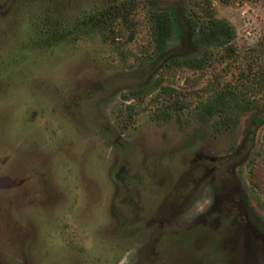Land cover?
<instances>
[{
	"label": "rangeland",
	"instance_id": "1",
	"mask_svg": "<svg viewBox=\"0 0 264 264\" xmlns=\"http://www.w3.org/2000/svg\"><path fill=\"white\" fill-rule=\"evenodd\" d=\"M205 1L234 51L201 34ZM211 157L245 158L233 175L264 233V0H0V264L243 263L239 229L216 250L210 227L183 228L205 202L164 236L125 202L128 178L147 210L192 193Z\"/></svg>",
	"mask_w": 264,
	"mask_h": 264
},
{
	"label": "flooded vegetation",
	"instance_id": "2",
	"mask_svg": "<svg viewBox=\"0 0 264 264\" xmlns=\"http://www.w3.org/2000/svg\"><path fill=\"white\" fill-rule=\"evenodd\" d=\"M252 142L254 144L255 138ZM242 148H245V146ZM209 160L213 164L212 166L210 164L199 165L200 168L206 171L204 177L198 181H189L188 185H192L193 188L192 193H180L179 190H176L178 192L169 194L155 211L154 208H148L147 210L144 201L141 199L140 191L137 188L133 189L131 178L126 179L125 189L127 194L125 202L129 208L131 218L135 223H143L146 229L158 227L159 233L163 236L167 234L177 235L180 234L179 229L181 230L180 226H182L179 221L186 222L187 220L186 217L181 219L184 211L191 209L195 212L197 203L200 205V203L205 202V208L196 213L191 222L183 228L190 231L199 225L210 227L221 238L218 243H213L212 248L216 250L215 245L218 246V249L221 247L224 240L228 238L231 227L235 228L236 233L239 229L238 237L237 239L234 237L232 244L243 253V261L246 260L245 264H248V262L250 264H261L260 255H264V233L258 232L252 227L250 210L242 191V185L237 177L233 175L235 174L234 169L242 165L245 158L235 161L233 157H211ZM198 195H202V199L199 201L196 200ZM142 240L145 242V236ZM248 245L252 259H246ZM156 255L155 248H151L150 257L152 258L150 259H153ZM241 261L242 259H240V264H243L244 262L241 263Z\"/></svg>",
	"mask_w": 264,
	"mask_h": 264
},
{
	"label": "trees",
	"instance_id": "3",
	"mask_svg": "<svg viewBox=\"0 0 264 264\" xmlns=\"http://www.w3.org/2000/svg\"><path fill=\"white\" fill-rule=\"evenodd\" d=\"M199 6L203 11V16L201 18L202 20L204 19V21H200L202 22L200 24L201 34L205 38L209 39L210 41L218 42V43L220 42V43H223V45H229L230 43H232L234 39V32L232 28L225 21L217 20L213 16L211 3L209 1H205L203 3H200ZM120 14H122V8H120L119 6H116L115 10L110 13V15H120ZM152 20L155 26V29H154L155 30L154 31L155 42L158 44L159 48H162L165 45L167 38L169 37L170 31H169L168 24L164 21V19H162V17L158 15H154ZM228 50H231L232 52L234 51V47L230 44L228 47ZM222 99H223V95L218 97L216 104L222 103V102H218ZM237 107H238V104H237ZM215 108H216V105L214 104L208 108V112L209 113L216 112L214 110ZM251 108L252 107L248 105L246 107H243L242 110L246 111ZM259 120L262 121V118H259ZM254 135H255V131L251 130L250 134L248 135L251 140L250 141L251 143L248 142L250 146L246 145L245 148H242L241 151L243 153L249 152L250 149L253 147L252 140L254 139Z\"/></svg>",
	"mask_w": 264,
	"mask_h": 264
}]
</instances>
